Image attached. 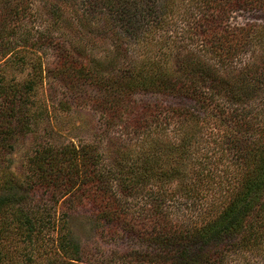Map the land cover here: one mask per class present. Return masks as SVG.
I'll list each match as a JSON object with an SVG mask.
<instances>
[{
	"label": "trees",
	"instance_id": "obj_1",
	"mask_svg": "<svg viewBox=\"0 0 264 264\" xmlns=\"http://www.w3.org/2000/svg\"><path fill=\"white\" fill-rule=\"evenodd\" d=\"M41 1L55 22L60 11V21L76 17L85 32L108 45L109 55L97 59L76 42L54 44L49 33L41 36L38 42L53 44L56 51L53 78L73 94L86 83L104 89L95 102L111 122L127 113L138 123L151 120V128L138 139L150 142L138 151L121 137L104 152L96 144L45 146L30 157L29 174L22 180L7 155L19 136L31 130V93L42 64L33 65L28 80H0V264H16L17 254L25 257L22 264L32 263L51 238L56 252L79 261L83 251L70 223L82 207L107 224L111 234L131 236L145 246L121 260L126 264H224L229 251L264 242V119L257 120L264 113V21H232L238 12L264 13V0ZM33 3L0 0V46L18 41L11 24L26 19ZM98 17L99 26L92 22ZM160 31L175 37L158 44ZM139 93L186 101L179 106L157 103L138 115L133 97ZM174 117L183 131L179 139L148 141L153 129L165 133ZM211 121L226 132L225 152L241 160L237 166L242 172L221 205L208 208L202 223L173 226L161 210L170 198L166 187L176 183L191 197L202 194L187 179L198 132ZM138 193L151 200L156 212L146 221L126 212L129 197Z\"/></svg>",
	"mask_w": 264,
	"mask_h": 264
},
{
	"label": "rangeland",
	"instance_id": "obj_2",
	"mask_svg": "<svg viewBox=\"0 0 264 264\" xmlns=\"http://www.w3.org/2000/svg\"><path fill=\"white\" fill-rule=\"evenodd\" d=\"M45 5L47 4L44 1L34 0L26 19L20 21V24L16 21L11 24V28H14L18 34V41L14 43L11 41L10 44L0 46V80L8 83L28 80L35 72L33 65L37 62L42 64V70L38 71L39 82L34 94L31 93V130L26 135L19 136L15 149L7 155L11 160L12 168L19 172L22 180H25V175L29 174L30 157L45 146L96 144L104 152L106 146H110V142L117 141L121 137L131 143L133 151H138L152 138L162 137L175 141L183 135V131L175 124L178 119L174 117L168 124L170 126H165V133L158 131V128L153 129L150 132L151 136H148L149 142H146L147 138L146 140L143 138L145 143H140L138 139L151 128L147 126L152 123L151 120L138 123L133 119H128L127 113L123 120L114 119V122H111L109 116L105 114L106 111L103 108L99 109L95 102L96 93L101 95L104 89L86 83L80 86L76 94H73L53 78L50 69L54 68L57 63L56 51L53 44L39 43L41 36L49 33L50 38L55 39L54 44L58 41H65L69 46L76 42L78 46L82 48L84 46L85 50H89L88 54L97 59H103L109 53L107 42L95 33L90 34L89 30L85 32V28L79 24L76 17L60 21L63 14L60 11L61 16L58 20L61 25H58L59 22H55L50 15L49 6ZM82 11L83 8H80L79 12ZM100 20L101 17H98L92 19V22L99 26ZM232 21L236 24L263 23L264 13L238 12L233 15ZM170 37H175V35L168 36V33L161 34V31L156 35L157 42L161 45H165L166 41L170 42ZM95 38L96 43L93 42ZM143 50L146 49L143 48ZM3 99V96H0V109ZM134 100L136 109L139 107L136 112L138 115L143 109L154 108L152 105L157 103L164 106H179L186 101L152 93L136 94L133 97ZM263 119L264 113L260 112L257 120L261 122ZM158 123L160 124V121ZM200 132H198V138H200L194 146V160L190 166L191 172L187 181L188 185L198 188L202 194L197 198L194 195L191 197L176 183L166 187L170 198L161 210L165 213L164 221L173 226L184 223L189 225L202 223L210 212L208 208L221 205L224 197L228 196V186L235 182L242 172L237 166L242 163L241 160L236 155L225 152V145L222 142H224L226 132L223 128L220 129L215 122L211 121L204 124ZM108 159L109 154H103V160L107 162ZM42 193L43 191L39 193L41 197L49 198L48 193ZM144 195V193H138L135 197H129L126 212L129 213L130 218L138 217V221H146L152 213L153 215L156 213L153 203L151 200L148 201ZM56 209L61 210L60 205L56 206ZM105 226L107 224L96 220L88 207L80 208L71 219L70 229L75 242L82 248L81 259L73 261L56 252L57 243L51 238L47 239L50 245L44 247L40 252L41 256L40 254L33 255L34 260L30 264H126L121 260L129 259L135 250L145 247L131 236L111 234V230ZM53 236L56 237L57 233L55 232ZM24 259L23 254L15 255L16 264H22ZM128 264L140 263L132 260ZM224 264H264V242L252 248L229 251Z\"/></svg>",
	"mask_w": 264,
	"mask_h": 264
}]
</instances>
